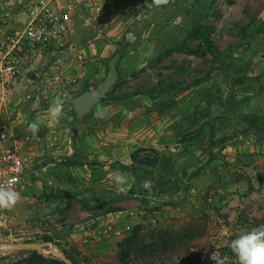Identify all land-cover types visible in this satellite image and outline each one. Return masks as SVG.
<instances>
[{
    "label": "rangeland",
    "instance_id": "rangeland-1",
    "mask_svg": "<svg viewBox=\"0 0 264 264\" xmlns=\"http://www.w3.org/2000/svg\"><path fill=\"white\" fill-rule=\"evenodd\" d=\"M106 12L85 38L100 45L96 78L76 83L61 118L71 153L52 159L51 183L14 187L21 199L0 209V264H27L30 251L122 264L118 244L134 232L127 264H238L231 240L264 224V0H113ZM114 58L115 83L77 116L72 99ZM116 171L134 177L126 194Z\"/></svg>",
    "mask_w": 264,
    "mask_h": 264
},
{
    "label": "built area",
    "instance_id": "built-area-1",
    "mask_svg": "<svg viewBox=\"0 0 264 264\" xmlns=\"http://www.w3.org/2000/svg\"><path fill=\"white\" fill-rule=\"evenodd\" d=\"M93 13L97 17L101 13L97 4ZM25 15L23 26L5 33L0 42V183L12 179L14 187L21 182L29 166V147L47 139L48 147L52 148L57 141L56 134L46 130L45 126L34 136L28 130L29 123L37 117L48 122L47 109L57 98L63 101L65 111V97L72 94L78 82L77 73L66 64V60L71 58L74 69L87 62L84 54L72 46L71 9L68 5L60 6L56 0H31ZM42 52L51 68L50 75H44L45 88L34 97L31 90L21 94V77ZM29 102L32 115H21V110L15 106ZM17 126L21 130L19 139L15 133ZM107 229L110 230L111 226L108 225Z\"/></svg>",
    "mask_w": 264,
    "mask_h": 264
},
{
    "label": "crops",
    "instance_id": "crops-1",
    "mask_svg": "<svg viewBox=\"0 0 264 264\" xmlns=\"http://www.w3.org/2000/svg\"><path fill=\"white\" fill-rule=\"evenodd\" d=\"M30 1L31 0H0V42L3 41L5 33L11 29L23 26L26 20V6L30 3ZM56 2L60 6L68 5L70 7L71 18L69 26L71 29L72 46L76 51L82 52L85 58L89 61L87 66H77L75 67V70L73 68L74 63L71 58L66 60V64L77 73L78 85L76 87H82V84H88L94 80V78H96V76H94V60L95 57L97 58V56H99L100 52L99 43H88L89 41L87 43L85 42L86 35L88 34L89 29L94 27L91 25V22H95L96 24L105 22V14L108 13L106 12V8L113 2V0H56ZM96 4L101 9V13L98 17L93 13ZM86 9L88 11V15L86 14ZM109 33H112V31ZM45 56L46 55H44V52L38 55L35 61L29 67L28 71L22 75L20 80V84L22 86L21 94L31 90L32 96L34 97L44 90L46 85V78L44 75H50L51 72V68L46 64ZM68 96L70 97L71 95ZM67 97H65V100ZM30 106L31 102L27 103L26 105H16L15 108L21 110V115L29 116L32 115ZM61 120L62 119H60L59 122H55L51 119H49L48 122L45 121L46 130H49L57 136V141L54 147H48L47 139L29 147L28 151L31 160L29 166L21 178L20 183L24 185L21 186L22 189L28 185L29 179L34 178V176H43L46 178L48 183H51L52 177L56 174V171L51 168L56 164L51 162L52 159L60 161L62 156L70 155V140L62 134L63 130L61 127ZM15 133L17 139H19L21 137V130L19 126L15 127ZM53 171L54 173L49 174V172L51 173Z\"/></svg>",
    "mask_w": 264,
    "mask_h": 264
},
{
    "label": "clouds",
    "instance_id": "clouds-1",
    "mask_svg": "<svg viewBox=\"0 0 264 264\" xmlns=\"http://www.w3.org/2000/svg\"><path fill=\"white\" fill-rule=\"evenodd\" d=\"M169 0H152V4L157 8L167 5ZM106 110L98 108V115L102 118ZM48 117L51 120L59 122L66 114L64 112L63 101L59 98L53 100L47 109ZM125 115L131 118V113L125 110ZM71 119V117H68ZM45 126V119L37 117V119L28 125V130L34 135H38L41 128ZM70 132L71 129H66ZM110 179L114 181L116 193L126 194L129 181L134 177L130 173L121 171L113 172ZM15 181L10 179L4 183H0V209H10L15 206L21 199V194L14 188ZM152 181L145 180L143 187L151 190ZM230 251L237 257L238 264H264V224H261L250 231H246L232 239L229 244ZM215 264H223V260H214Z\"/></svg>",
    "mask_w": 264,
    "mask_h": 264
},
{
    "label": "trees",
    "instance_id": "trees-1",
    "mask_svg": "<svg viewBox=\"0 0 264 264\" xmlns=\"http://www.w3.org/2000/svg\"><path fill=\"white\" fill-rule=\"evenodd\" d=\"M209 28H205L202 29L201 33H200V39L202 41V45L204 46V48L211 52L212 49L214 48L213 42L210 38L209 35ZM179 50V49H177ZM190 53L192 54L193 51H190ZM150 66H144L141 69H139L140 71H145V70H149ZM71 111L73 112V110L71 109ZM74 113V112H73ZM158 159V156L156 154V159ZM152 161L151 159H143L141 161H139L140 164H150ZM46 242H51V239L49 237L45 238ZM139 244L138 239H137V234L134 232L131 235L125 237L119 244H118V248H119V259L120 262L122 264H127V260L131 255L132 250L134 249L135 246H137ZM78 253L76 252H64L63 254L60 255V257L57 258H47V257H43L41 254L37 253L36 251H30L27 254V257L25 259V262L27 264H80L78 259H77ZM64 259H66V262L63 261Z\"/></svg>",
    "mask_w": 264,
    "mask_h": 264
},
{
    "label": "water",
    "instance_id": "water-1",
    "mask_svg": "<svg viewBox=\"0 0 264 264\" xmlns=\"http://www.w3.org/2000/svg\"><path fill=\"white\" fill-rule=\"evenodd\" d=\"M117 58H114L108 66L107 77L91 90L85 91L72 99V110L77 116H83L91 110V108L100 100H102L106 93L116 80L115 63ZM63 261L66 262V259Z\"/></svg>",
    "mask_w": 264,
    "mask_h": 264
}]
</instances>
